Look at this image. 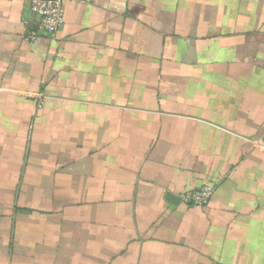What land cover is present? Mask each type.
<instances>
[{
  "label": "crops",
  "instance_id": "1",
  "mask_svg": "<svg viewBox=\"0 0 264 264\" xmlns=\"http://www.w3.org/2000/svg\"><path fill=\"white\" fill-rule=\"evenodd\" d=\"M263 137L264 0H0V264H264Z\"/></svg>",
  "mask_w": 264,
  "mask_h": 264
},
{
  "label": "built area",
  "instance_id": "2",
  "mask_svg": "<svg viewBox=\"0 0 264 264\" xmlns=\"http://www.w3.org/2000/svg\"><path fill=\"white\" fill-rule=\"evenodd\" d=\"M32 17L37 20V31L43 35L54 36L62 27L65 16V5L68 0H23ZM30 42L36 39V33L31 32L26 37ZM41 102L39 103V106ZM264 147V137L258 141ZM213 187L206 185L187 191L181 195V201L192 207L205 206L213 195Z\"/></svg>",
  "mask_w": 264,
  "mask_h": 264
},
{
  "label": "water",
  "instance_id": "3",
  "mask_svg": "<svg viewBox=\"0 0 264 264\" xmlns=\"http://www.w3.org/2000/svg\"><path fill=\"white\" fill-rule=\"evenodd\" d=\"M169 198H173V197H171V196H168V197H167V200H169Z\"/></svg>",
  "mask_w": 264,
  "mask_h": 264
}]
</instances>
